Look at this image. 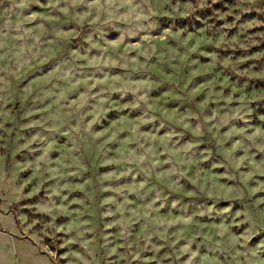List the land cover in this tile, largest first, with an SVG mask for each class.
Masks as SVG:
<instances>
[{"label": "rangeland", "instance_id": "1", "mask_svg": "<svg viewBox=\"0 0 264 264\" xmlns=\"http://www.w3.org/2000/svg\"><path fill=\"white\" fill-rule=\"evenodd\" d=\"M0 264H264V0H0Z\"/></svg>", "mask_w": 264, "mask_h": 264}]
</instances>
